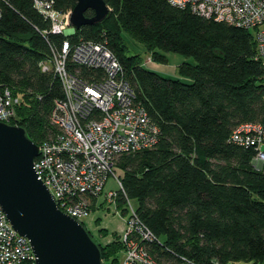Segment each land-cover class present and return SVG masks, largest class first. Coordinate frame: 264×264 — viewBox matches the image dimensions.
I'll use <instances>...</instances> for the list:
<instances>
[{
	"label": "trees",
	"instance_id": "trees-1",
	"mask_svg": "<svg viewBox=\"0 0 264 264\" xmlns=\"http://www.w3.org/2000/svg\"><path fill=\"white\" fill-rule=\"evenodd\" d=\"M37 1L0 0V95L10 89L20 97L10 124L40 144L55 135L51 113L65 96L58 76L43 71L41 61L62 51L66 38L51 32L52 20L35 7ZM42 1L60 15L78 2ZM105 1L110 17L84 25L71 41L112 49L160 135L153 148L117 158L127 192L117 201L123 216L129 198L158 238L147 246L160 263L264 264V166L256 169L254 150L232 140L240 125L264 121V68L253 32L167 0ZM124 33L150 49L155 61L167 63L166 53L175 52L195 63H180V78L163 76L146 67L141 54H129ZM71 68L88 81L105 75ZM113 235L105 244L97 241L103 259L125 249L120 235Z\"/></svg>",
	"mask_w": 264,
	"mask_h": 264
},
{
	"label": "built area",
	"instance_id": "built-area-1",
	"mask_svg": "<svg viewBox=\"0 0 264 264\" xmlns=\"http://www.w3.org/2000/svg\"><path fill=\"white\" fill-rule=\"evenodd\" d=\"M197 14L252 31L256 42V59L264 68V0H167ZM35 7L51 18V32L64 35L62 51L53 50L51 59L41 61L45 72L55 73L64 98L55 101L51 113L57 128L52 138L38 144L35 168L54 200L64 213L81 224L92 213V199L103 196L119 214L118 197L126 195L116 163L118 157L153 148L159 127L150 119L144 105L136 101L130 83L124 77L120 59L102 42H72L77 28L69 23V13L60 15L52 6L39 0ZM1 14V11H0ZM72 64V65H71ZM80 65L105 72L94 81L84 79L72 66ZM20 97L6 89L0 95V121L11 123ZM11 125V124H10ZM232 140L256 153L253 164L264 165V121L244 123L235 129ZM109 180L118 189L108 188ZM126 228L120 237L124 257L119 264H169L159 262L147 244L158 240L142 224L131 199H126ZM0 264H38L28 237L15 230L0 204ZM173 264H200L183 258ZM212 264H220L214 260Z\"/></svg>",
	"mask_w": 264,
	"mask_h": 264
},
{
	"label": "water",
	"instance_id": "water-1",
	"mask_svg": "<svg viewBox=\"0 0 264 264\" xmlns=\"http://www.w3.org/2000/svg\"><path fill=\"white\" fill-rule=\"evenodd\" d=\"M110 13L105 0H78L69 23L80 30L103 23ZM38 155V144L23 127L0 121V204L7 218L29 238L38 264H103L101 248L87 228L58 208L39 178L34 163Z\"/></svg>",
	"mask_w": 264,
	"mask_h": 264
},
{
	"label": "rangeland",
	"instance_id": "rangeland-1",
	"mask_svg": "<svg viewBox=\"0 0 264 264\" xmlns=\"http://www.w3.org/2000/svg\"><path fill=\"white\" fill-rule=\"evenodd\" d=\"M123 37L126 39L127 46L129 47V54L139 53L144 58V63L153 62L154 57L150 49L144 46L142 42H139L133 36L128 35L127 33L123 34ZM166 56L169 58V61L164 65L167 68V74H170L172 78L180 77L179 73L176 71L177 65L189 61L191 63H195L194 57L191 56H183L178 53H166ZM146 66V65H145ZM163 72V71H162ZM116 166L119 168L118 163ZM264 165H257L255 168L261 170ZM108 188L118 189L115 185V181L109 180ZM134 203V202H133ZM92 213L89 214L86 218H84L83 225L90 231V235L95 238L93 240L98 242H102L105 244L107 241L114 240V233L118 232L120 235L121 232L126 228V220L127 216H123V214H119L116 209L113 208L110 204L107 203L106 198L103 196L98 200L92 201ZM136 206V203H134ZM119 208V207H118ZM122 209L120 208V211ZM102 227H107L108 230H103ZM98 241V242H97ZM124 257V250H118L116 254L106 253L103 264H117L120 263L122 258ZM117 261V262H116ZM228 264H256L254 261L246 262L244 260H239L238 262H228Z\"/></svg>",
	"mask_w": 264,
	"mask_h": 264
},
{
	"label": "crops",
	"instance_id": "crops-1",
	"mask_svg": "<svg viewBox=\"0 0 264 264\" xmlns=\"http://www.w3.org/2000/svg\"><path fill=\"white\" fill-rule=\"evenodd\" d=\"M166 63H160V62H158V61H153L152 63L151 62H145V65H146V67H148L149 69H154V70H156V71H158L160 74H162L163 76L165 75V76H168V77H171V75L170 74H167V73H165L166 72V70H167V68H165V65ZM179 65V64H178ZM177 65V66H178ZM166 69V70H165ZM163 71V72H162ZM165 71V72H164ZM176 71L179 73V70H178V67L176 68ZM180 75V74H179ZM181 77V76H180ZM180 77H175V78H180ZM100 199V198H99ZM99 199H97V203H98V200ZM107 228V227H106ZM108 229V228H107ZM118 233V232H117Z\"/></svg>",
	"mask_w": 264,
	"mask_h": 264
},
{
	"label": "flooded vegetation",
	"instance_id": "flooded-vegetation-1",
	"mask_svg": "<svg viewBox=\"0 0 264 264\" xmlns=\"http://www.w3.org/2000/svg\"><path fill=\"white\" fill-rule=\"evenodd\" d=\"M85 227V226H84ZM88 230V229H87ZM91 238H93L92 236H91ZM93 239H95V238H93Z\"/></svg>",
	"mask_w": 264,
	"mask_h": 264
}]
</instances>
